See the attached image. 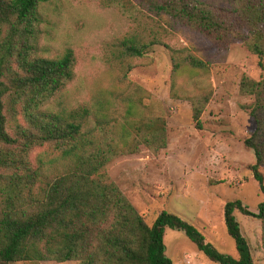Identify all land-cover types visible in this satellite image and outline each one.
Wrapping results in <instances>:
<instances>
[{"label": "trees", "instance_id": "1", "mask_svg": "<svg viewBox=\"0 0 264 264\" xmlns=\"http://www.w3.org/2000/svg\"><path fill=\"white\" fill-rule=\"evenodd\" d=\"M50 1L0 0V264H173L164 253L166 228L184 232L213 263L253 264L235 213L261 222L264 250V203L256 214L240 201L225 204L224 225L235 244L234 258L219 253L176 215L163 211L147 225L107 176L105 167L116 157L136 154L141 146L155 154L166 147L162 120L140 119L132 133L122 129L118 137L108 138L109 133L100 128L103 119L92 106L59 112L47 108L72 82L75 62L70 50L57 59L32 54L41 21L39 7ZM149 6L157 17L180 23L221 49L245 45L264 71V0H231L228 7L201 0H150ZM156 45H161L156 37L141 44L124 41V52L114 59L142 58ZM11 59L15 68H10ZM176 61L207 69L204 62L182 55L180 60L173 58V74L180 69ZM120 69L125 78L132 66L121 63ZM239 93L254 100L249 110L256 128L244 146L254 153L255 164L249 170L264 196V77L260 81L243 78ZM207 102L204 95L192 103L197 128ZM6 115H21L26 125L8 132ZM92 120L96 121L93 128ZM39 148L49 152L33 166L29 157ZM55 161L66 165L64 171L50 176L46 171Z\"/></svg>", "mask_w": 264, "mask_h": 264}, {"label": "rangeland", "instance_id": "2", "mask_svg": "<svg viewBox=\"0 0 264 264\" xmlns=\"http://www.w3.org/2000/svg\"><path fill=\"white\" fill-rule=\"evenodd\" d=\"M201 1L222 7L231 2ZM149 2L51 0L39 7L41 21L32 54L57 59L70 50L75 59L72 82L47 108L59 112L92 106L103 119L100 128L109 133L108 138L118 137L122 129L132 133L140 119L162 120L166 147L155 154L141 146L136 154L116 157L105 167L107 176L147 225L163 211L176 215L219 253L236 258L234 241L224 225L225 204L240 201L256 214L264 203L249 170L255 164L254 153L244 146L256 128L249 110L254 100L241 95L239 87L243 78L260 81L264 71L245 45L234 43L227 50L221 49L196 31L157 17ZM155 37L161 45L150 47L142 58L114 59L124 52V41L141 44ZM2 40L0 37V44ZM182 55L204 62L207 69H192L176 61L180 69L173 74V58L180 60ZM121 63L132 66L125 78ZM10 68H15L13 59ZM204 95L208 102L197 128L192 103ZM95 122L92 120L91 128ZM19 124L26 125L21 115L7 116L8 132ZM48 152L47 148L33 150L29 162L36 166L37 159ZM65 165L55 161L46 173L59 174ZM2 201L0 193V208ZM235 218L253 264H264L261 222L238 212ZM163 244L165 257L173 264H216L182 231L166 228Z\"/></svg>", "mask_w": 264, "mask_h": 264}]
</instances>
